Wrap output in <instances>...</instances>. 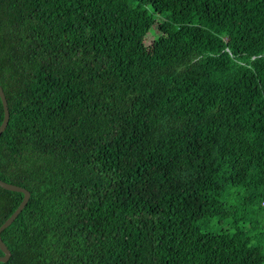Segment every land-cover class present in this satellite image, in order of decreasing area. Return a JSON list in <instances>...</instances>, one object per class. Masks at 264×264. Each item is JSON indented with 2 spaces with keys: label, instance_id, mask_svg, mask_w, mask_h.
Listing matches in <instances>:
<instances>
[{
  "label": "trees",
  "instance_id": "16d2710c",
  "mask_svg": "<svg viewBox=\"0 0 264 264\" xmlns=\"http://www.w3.org/2000/svg\"><path fill=\"white\" fill-rule=\"evenodd\" d=\"M0 87V264H264V0H0Z\"/></svg>",
  "mask_w": 264,
  "mask_h": 264
},
{
  "label": "water",
  "instance_id": "95a60500",
  "mask_svg": "<svg viewBox=\"0 0 264 264\" xmlns=\"http://www.w3.org/2000/svg\"><path fill=\"white\" fill-rule=\"evenodd\" d=\"M0 102L2 105V111H3L2 120L0 122V133H1L6 126L7 119H8L7 104H6V100H5L1 87H0ZM0 187L5 190L20 192L22 194L21 200L18 203V205L11 212V214L0 224V232H1V230L7 227L12 222V220L16 217V215L21 211V209L23 208V206L25 205L28 199L29 193L27 190H25L24 188L20 186L7 183L2 180H0ZM0 251H1L0 262H5L9 257V250L6 248V246L1 241V239H0Z\"/></svg>",
  "mask_w": 264,
  "mask_h": 264
},
{
  "label": "rangeland",
  "instance_id": "374dc122",
  "mask_svg": "<svg viewBox=\"0 0 264 264\" xmlns=\"http://www.w3.org/2000/svg\"><path fill=\"white\" fill-rule=\"evenodd\" d=\"M155 34H156L155 29L151 27L148 33L145 35V38H144L145 43H149Z\"/></svg>",
  "mask_w": 264,
  "mask_h": 264
},
{
  "label": "built area",
  "instance_id": "2783aa9c",
  "mask_svg": "<svg viewBox=\"0 0 264 264\" xmlns=\"http://www.w3.org/2000/svg\"><path fill=\"white\" fill-rule=\"evenodd\" d=\"M263 206H264V202H263Z\"/></svg>",
  "mask_w": 264,
  "mask_h": 264
}]
</instances>
